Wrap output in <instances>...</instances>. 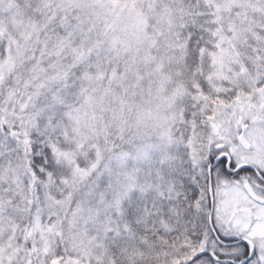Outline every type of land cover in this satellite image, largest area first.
<instances>
[{
    "label": "snow or ice",
    "instance_id": "obj_1",
    "mask_svg": "<svg viewBox=\"0 0 264 264\" xmlns=\"http://www.w3.org/2000/svg\"><path fill=\"white\" fill-rule=\"evenodd\" d=\"M0 264H264V0H0Z\"/></svg>",
    "mask_w": 264,
    "mask_h": 264
}]
</instances>
